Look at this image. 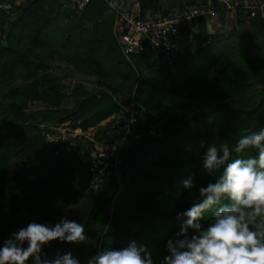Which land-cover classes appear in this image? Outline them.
<instances>
[{"label": "trees", "instance_id": "trees-1", "mask_svg": "<svg viewBox=\"0 0 264 264\" xmlns=\"http://www.w3.org/2000/svg\"><path fill=\"white\" fill-rule=\"evenodd\" d=\"M4 1L0 0V4ZM186 1L217 6L209 0H202L201 3L198 0ZM160 2L142 0L144 8H159ZM47 4L50 5V12L51 8L58 10L55 16L43 12V9L48 10ZM17 7L15 4L14 9ZM73 11L72 8H64L62 0H37L27 5L22 15L9 23L11 27L5 32V37L10 45L0 51V147L4 158L9 159L11 148L18 141L17 134L12 138L16 127L22 135H29L21 137H27L25 152L36 151L37 154L51 156L59 152L60 147H47L41 126L27 123L31 118L45 115L55 124L71 120L74 126L84 130L96 127L94 136L99 143L112 139L110 131L116 117H111L121 111V106L111 92L85 94L78 98L75 108L69 110L19 114L20 100L24 109L31 99L51 98L58 106L68 96L81 94L82 86L69 94L61 76L48 72L54 62L53 55L70 60L76 71L93 72L98 76L100 86L102 81H106L116 88L113 74L135 71L133 74L139 83L135 93L139 129H148L161 121L158 117L162 107L158 109L159 116L153 115L161 102V106L167 108L169 99L173 98V105L178 110L159 124L163 129L162 137H144L131 142L122 159L120 180L111 176L99 190L86 192L90 178L89 161L82 158L86 162L80 161L83 173L78 189L81 191L83 185L89 197L64 217L82 223L86 221L87 246L53 241L45 250L50 254L57 250H70L84 261L96 250L120 247L135 238L153 248L157 259H161L166 239L180 225L176 213L189 207L195 198V191L189 193L181 181L193 172L200 183L212 179L199 175V141L203 139L215 142L217 146H232L243 129L264 127V84L260 88L254 84L264 82L262 23L236 11L241 14L239 22L243 28L217 37L206 34V19H200L201 40L208 42L205 46L199 45L196 52H191L190 38L182 29L175 42L178 65L175 70L163 65L155 54L149 52L135 55L132 58L135 66L132 67L113 33L115 14L104 1L91 0L79 12L80 15ZM8 17L0 8L2 26L6 25ZM86 22L92 26H87ZM46 48H51L48 53L44 51ZM8 57L11 58L4 61ZM8 61L11 63L6 65ZM3 90L5 92L1 94ZM108 118L111 119L101 124ZM199 151L202 153L203 150ZM31 164L26 169L28 173L36 170L41 162L35 159ZM75 172L71 169L68 179H73L71 174L75 175ZM0 174L4 177L0 178V244L29 221L53 224L59 221L34 217L32 199L18 192L16 184L6 177L7 168L2 169ZM122 181L125 186L117 196L102 198L100 193L107 185L115 182L121 186ZM99 217L103 222L97 231L94 220Z\"/></svg>", "mask_w": 264, "mask_h": 264}, {"label": "clouds", "instance_id": "clouds-1", "mask_svg": "<svg viewBox=\"0 0 264 264\" xmlns=\"http://www.w3.org/2000/svg\"><path fill=\"white\" fill-rule=\"evenodd\" d=\"M197 154L200 177L212 179L200 183L193 172L181 181L195 198L176 213L180 225L161 259L135 238L84 261L70 250L50 254L45 249L53 241L87 246L85 224L61 217L54 224L32 220L13 232L0 244V264H264V127L243 129L232 146L202 139Z\"/></svg>", "mask_w": 264, "mask_h": 264}, {"label": "built area", "instance_id": "built-area-1", "mask_svg": "<svg viewBox=\"0 0 264 264\" xmlns=\"http://www.w3.org/2000/svg\"><path fill=\"white\" fill-rule=\"evenodd\" d=\"M102 1L109 7L110 0ZM90 2L62 0L64 8H72L76 12L83 11ZM114 2L116 7L110 10L115 14V36L126 59L131 61L135 55L149 52L167 67L177 63L174 48L181 30L185 29L190 39L197 38L200 19H212L218 11L213 5L202 6L186 0L179 8L168 11L144 8L142 0H133L129 9L123 8L124 0ZM15 4L16 1L7 0L0 4V8L10 16ZM223 4L227 10L241 11L249 18H257L264 30V0H233ZM138 121V113L132 104L123 117L116 116L110 131L113 137L105 143L96 141V127L84 130L80 126H73L71 120L41 127L49 149L64 148L89 161L90 178L86 192L92 193L99 190L111 176L121 179L122 159L133 140L162 137L161 125L142 130L138 127Z\"/></svg>", "mask_w": 264, "mask_h": 264}, {"label": "rangeland", "instance_id": "rangeland-1", "mask_svg": "<svg viewBox=\"0 0 264 264\" xmlns=\"http://www.w3.org/2000/svg\"><path fill=\"white\" fill-rule=\"evenodd\" d=\"M20 1V4H17V9H14L13 14L5 19L7 25L2 26V23H0V51L6 50L10 45V42L5 37V32L9 31V28L11 27V25H9L11 20L14 21L16 17H20L24 8L29 3H33V1L37 0ZM37 7H39V5ZM47 8L48 10L43 9L44 13L47 12V14L51 13L54 15L58 12V10L52 8L50 12L49 4H47ZM73 13L80 15L79 12L76 11H73ZM44 17L46 18L47 15ZM86 24L87 26H92L89 22H86ZM193 40H198V38H194ZM50 49L51 48H46L44 51L48 53ZM53 56L54 62L51 64L52 66L48 69V72L58 73V75L61 76L65 90H67L69 94L75 92L77 87L82 86L81 94L68 96L58 106L55 101L51 100V98L39 101L31 99L27 107L24 109L23 103L20 100L18 102L19 114L24 113L26 115H33L36 112H44L47 110H69L75 108L78 103V98H82L85 94H101L103 91L110 92L107 88L100 86L99 78L93 72L81 73L76 71L70 60L61 58L58 54ZM10 58L11 57L5 58L4 61L9 60ZM127 61L132 67L135 66L133 60ZM9 63L11 62L8 61L6 65H9ZM133 73H135V71H120L118 74H113L114 77H112L113 84H116L115 86L118 90L114 97L117 98V101L121 106V111L118 113V116L121 117L125 115L126 111L132 104H137L135 93L138 89L139 83ZM16 84H19V82ZM254 84L256 87L260 88L264 82H255ZM4 92L5 91L3 90L1 94ZM172 100L174 99H169L170 102H168L167 108L165 105L161 106L162 102L161 104L159 103L160 101L158 102L159 107L153 112L154 117L159 116L158 109L162 107V113L158 117L161 118V121L157 122V125L162 124L169 115L178 110L177 107L173 105V103L175 104V101ZM27 123L30 124V126H49L54 124V122L49 120L46 115L35 119L31 118ZM72 125L74 126V122H72ZM12 132V138L17 134L18 141L13 144L11 154L7 160L4 158L2 147H0V171L7 168L6 177L16 184L18 192L22 195H27L32 199L34 217H45L58 221L61 217H64L69 210L83 203L85 199L89 197L84 191L85 187H83V185L81 191L78 189L81 187V180L79 178L82 177L81 173H83L81 172L80 161H85V159L77 156L75 152L68 151L64 148H60L59 152H56L52 156L47 153L37 154L36 151L30 153L25 152L24 150L27 149V137H21L29 135H22V131L16 127H14ZM1 145H4L2 141ZM10 145H12L11 142ZM35 159L39 160L41 165L37 166L36 170L33 172L28 173L26 169L32 165L31 163ZM71 169H74L76 172L75 175L71 174L73 179H68L67 175ZM0 178L4 179L3 175L0 174ZM124 186L125 183L123 181L121 182V186L120 184L111 182L100 194L104 199L115 197ZM102 222L103 220L100 217L97 220H94V229L99 231L102 227ZM83 223H86V221H83Z\"/></svg>", "mask_w": 264, "mask_h": 264}, {"label": "crops", "instance_id": "crops-1", "mask_svg": "<svg viewBox=\"0 0 264 264\" xmlns=\"http://www.w3.org/2000/svg\"><path fill=\"white\" fill-rule=\"evenodd\" d=\"M7 1V0H6ZM24 1V0H23ZM132 1L133 0H124V4H123V8L124 9H129L132 7ZM160 4L159 8L160 10H175L177 8H179L183 2V0H160ZM198 3H201L200 1L202 0H198ZM209 1H214L215 4L217 5L216 7L219 8V10L217 11L216 16H214L212 19H206L205 21V32L208 36H217L220 37L222 35H227L228 33L234 31V30H240L243 27L240 26V19H241V14H239V12L236 11H230L227 10L225 8V5L223 4V2H227V1H232V0H209ZM20 0L16 1V4H20ZM35 2V1H33ZM193 2H196V0H193ZM31 4V3H29ZM28 4V5H29ZM109 8V7H108ZM243 17V16H242ZM115 17H114V23H113V33L115 36ZM7 25V23H6ZM201 33H200V28H199V34L197 36L198 40H193L190 39V44H191V52H196L197 48L199 45L201 46H205L206 41L201 40ZM116 38V36H115ZM206 42V43H205ZM202 43V44H201ZM223 43V41H222ZM205 56L203 57V59L205 60ZM172 69H178V65L177 63L175 64V66L173 67H169ZM104 87V86H103ZM114 96V95H113ZM118 116V114L113 115L111 118H114ZM111 118H108L104 121H102L101 124H104L106 122H108ZM91 128V127H90Z\"/></svg>", "mask_w": 264, "mask_h": 264}, {"label": "water", "instance_id": "water-1", "mask_svg": "<svg viewBox=\"0 0 264 264\" xmlns=\"http://www.w3.org/2000/svg\"><path fill=\"white\" fill-rule=\"evenodd\" d=\"M102 86L107 88L113 95H116L118 92V90L114 86H112L110 83L106 81H102Z\"/></svg>", "mask_w": 264, "mask_h": 264}]
</instances>
